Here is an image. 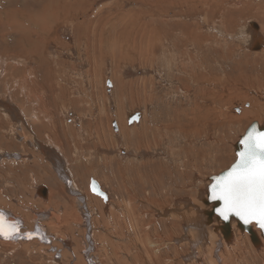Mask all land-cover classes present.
<instances>
[{
    "label": "rangeland",
    "instance_id": "obj_1",
    "mask_svg": "<svg viewBox=\"0 0 264 264\" xmlns=\"http://www.w3.org/2000/svg\"><path fill=\"white\" fill-rule=\"evenodd\" d=\"M249 23L264 37V0H0V100L24 118L0 110V206L59 237L48 251L0 242V264H200L187 217L207 228L204 264H264V243L235 226L226 243L201 202L264 122V48H248ZM37 143L61 153L93 212Z\"/></svg>",
    "mask_w": 264,
    "mask_h": 264
},
{
    "label": "snow or ice",
    "instance_id": "obj_2",
    "mask_svg": "<svg viewBox=\"0 0 264 264\" xmlns=\"http://www.w3.org/2000/svg\"><path fill=\"white\" fill-rule=\"evenodd\" d=\"M240 144L236 162L211 184L210 198L222 202L216 211L223 219L236 216L244 224L255 222L264 229V132L252 128ZM15 227L6 225L0 215V235L7 238Z\"/></svg>",
    "mask_w": 264,
    "mask_h": 264
},
{
    "label": "bare ground",
    "instance_id": "obj_3",
    "mask_svg": "<svg viewBox=\"0 0 264 264\" xmlns=\"http://www.w3.org/2000/svg\"><path fill=\"white\" fill-rule=\"evenodd\" d=\"M245 39H246V43H247V46L250 50H254V51H260L264 48V37L261 35L260 31H259V28L258 26L255 24V23H249L248 24V28H247V33H245ZM7 96V95H6ZM11 96V95H9ZM8 97V96H7ZM10 98V97H8ZM9 100V99H8ZM10 103V102H9ZM14 104V103H12ZM0 110L2 112V114L5 116V118H10V120L14 121V122H22V120L20 121V117L22 116V110L20 111L22 114L21 116L19 117L18 116V111H17V108H11L9 105H8V101H3V99L0 100ZM23 118V116H22ZM24 119V118H23ZM13 123V122H12ZM20 125V124H19ZM17 126V125H15ZM116 127V126H115ZM14 133V132H13ZM30 134V133H29ZM15 135V134H14ZM25 140V139H24ZM31 141V140H30ZM38 144V143H37ZM35 145V144H34ZM55 145V144H54ZM31 146V145H30ZM39 147V149L41 150V152L47 157V159L51 162L52 164V168L53 170L58 174V176L62 179V181L64 182L65 186L67 187H70V191L72 192V195H76L78 200H80V203L82 204L80 207H82V212H87L90 214V212L94 211L93 209L95 207H91L92 210H89L88 207H87V202H86V198L82 197L79 195V193H81L78 188L76 187V183H74L70 178L69 176H67V174L65 173V170H64V165H63V161L59 155V152L57 151H54L52 150L51 148L49 147H45L43 144H38L37 145ZM56 148V146H55ZM37 150V149H36ZM58 150V149H57ZM40 152V153H41ZM4 154V153H3ZM16 156V155H15ZM62 156V155H61ZM64 157V156H63ZM18 158V157H16ZM15 160V159H14ZM16 161V160H15ZM69 173V172H68ZM95 181V180H94ZM96 182V181H95ZM97 183V182H96ZM98 184V183H97ZM99 185V184H98ZM101 186H99L100 188ZM41 189H38V191H36L37 195L41 196L40 198L42 199H47V196L49 195V192L47 190L46 187H40ZM44 190L45 192V196L44 194H41V191ZM67 190V188H66ZM69 191V190H67ZM90 191V190H89ZM205 195V191L202 193ZM107 195V194H106ZM97 198H99L97 196ZM108 198V196H107ZM202 198V197H201ZM76 200V201H78ZM92 200L91 198L89 199L88 198V201ZM102 200V199H101ZM96 201V200H95ZM79 202V201H78ZM102 203H104L106 205V207H110V204L108 203V199L107 201H103L102 200ZM186 203V202H184ZM90 205V204H89ZM189 205V204H188ZM84 207L86 209H84ZM193 207V206H192ZM186 208V207H185ZM192 209V208H191ZM190 209V210H191ZM85 210V211H84ZM200 210V209H199ZM198 210V211H199ZM115 211V210H114ZM51 212V211H50ZM132 212V210H131ZM189 212V211H187ZM0 213H2L4 215L5 218H7V220L9 221H13L15 222L16 224V227H17V232L16 234H14L13 236L11 237H1L0 236V242H4L5 244H38L39 246L42 245V248L46 249L47 251L49 249H52V250H56V247H55V242L56 240L59 238L56 236H51L50 234H48L44 228L38 224H35L34 227H32L30 230L27 229L25 227V221L23 218H21L20 216H18L16 213H14L12 210H10L9 208H6V207H1L0 206ZM50 214V213H49ZM86 215V224L89 223L90 219H89V216L90 215ZM173 214V213H172ZM192 214V213H190ZM54 215V214H53ZM85 215V213H84ZM188 215V214H187ZM44 216V215H43ZM205 216V215H204ZM53 217V216H52ZM141 217V216H140ZM192 217V216H191ZM41 218V217H40ZM51 219V218H50ZM193 218H189L187 217L186 219V224H185V228L183 227V229H185V237L184 239L187 241L188 245H189V249L192 251L188 256V260H192L193 258L200 262V264H204V261H203V257L197 252V247L198 246H202V239L204 237V235L202 233H206L207 232V228H205V226L203 227V223H196L195 221L193 222L192 220ZM56 223H58L59 221H57V218L55 219ZM185 220V218H184ZM140 221V220H139ZM53 222V221H52ZM51 222V223H52ZM145 222V221H144ZM35 223V222H34ZM48 223V222H47ZM50 223V222H49ZM57 225V224H56ZM205 225V224H204ZM233 225V226H232ZM235 223L232 222L231 223V232H232V238L234 239L235 237ZM252 227V230L255 232V234L257 235L258 237V240L260 241V244L262 245V243H264V237H261L260 235V231L254 226V225H251ZM144 228V227H143ZM142 228V229H143ZM51 229V228H50ZM145 229V228H144ZM54 230V229H53ZM48 231V230H47ZM196 232V233H195ZM195 235V237H194ZM182 238V237H181ZM180 238V239H181ZM204 239V238H203ZM232 239V240H233ZM230 240L229 243L232 241ZM92 241V240H90ZM47 243H49V246H47ZM63 243V242H62ZM96 243V242H95ZM227 243V242H226ZM223 245V244H222ZM260 245V246H261ZM34 246V245H33ZM47 246V247H46ZM89 246V245H88ZM90 248H88L90 251L92 250V247L91 245L89 246ZM94 247V246H93ZM40 248V247H39ZM86 248V247H85ZM220 248V247H219ZM43 249V250H44ZM86 254V253H85ZM91 256V255H90ZM186 257V256H185ZM87 258V257H86ZM217 259H219L217 257ZM87 264V263H86ZM88 264H96L92 258H89L88 260Z\"/></svg>",
    "mask_w": 264,
    "mask_h": 264
},
{
    "label": "water",
    "instance_id": "obj_4",
    "mask_svg": "<svg viewBox=\"0 0 264 264\" xmlns=\"http://www.w3.org/2000/svg\"><path fill=\"white\" fill-rule=\"evenodd\" d=\"M140 115L141 114L139 111H137V112L135 111L133 113H128L127 114L128 125L130 126L133 123L137 124L139 122ZM114 128H115V125H114ZM252 128L257 129L258 132H264V122H263V124H258L257 122H252L247 127L244 134L242 136H240L239 139L234 143L233 149H234V154H235L236 159H237V153L240 150H242V146L240 144V141L243 139V137L246 135V133L248 131H250ZM236 159L226 170L220 172L218 175H214V176H211L208 178L209 184L206 186V189H205V198H201V202L208 209V210H205L203 212V214L206 216L204 224L209 225L212 222H215L216 224H218L219 226L216 227L215 229L220 232V234L222 235V238L225 242H229V240H231V237H232L231 223L234 222L236 229L241 233H246L249 236V240H250L252 246L257 249L260 247L261 244H260V241L258 240L257 235L252 230L251 225L254 224V226L260 231L261 237H264V229H261L259 227V225H257L255 222H253L251 224H244L243 221H241L236 216H230L229 219H227V220L223 219V217H221L216 211V209L222 207V202L214 201L210 198V195H211L210 186L214 182L215 177L221 176L224 173H226L231 168V166L236 162ZM93 187H95V191L93 190ZM89 190L92 194L100 197L104 202L107 201L106 193L103 192L99 188V185L93 179H90ZM202 192H204V191H202ZM41 194H44V196H45L44 190L41 191ZM0 215L3 216V218L6 222V225L10 224V225L16 226L15 222L7 220V218H5L2 213H0ZM5 230L8 231L7 227H5ZM16 233H18L17 227H15L14 230H11V234L8 237H11ZM0 236L5 237L3 235H0Z\"/></svg>",
    "mask_w": 264,
    "mask_h": 264
}]
</instances>
